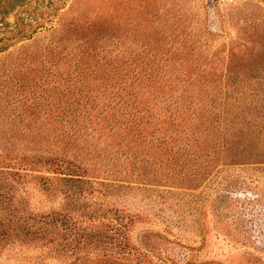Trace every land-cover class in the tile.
<instances>
[{"label":"rangeland","instance_id":"1","mask_svg":"<svg viewBox=\"0 0 264 264\" xmlns=\"http://www.w3.org/2000/svg\"><path fill=\"white\" fill-rule=\"evenodd\" d=\"M7 8L0 264H264V0ZM230 180L253 234L218 208Z\"/></svg>","mask_w":264,"mask_h":264},{"label":"trees","instance_id":"2","mask_svg":"<svg viewBox=\"0 0 264 264\" xmlns=\"http://www.w3.org/2000/svg\"><path fill=\"white\" fill-rule=\"evenodd\" d=\"M7 1L8 0L3 1V2L0 3V13L7 12L8 11L7 7H9V5H11V4L13 5V4L19 3V2H21L23 0H9V2H7ZM60 153L61 152H56V156L51 161V163L53 165V171L55 173H60V174L67 173L68 176H69V177L68 176L67 177L60 176L58 178V180L60 179V180H63L65 182H68V181H72L73 182V180H74V182H75V180H76L75 178L70 180L71 176L72 175H74L73 177H77L76 175H78V177H79V175L83 176L84 173L86 172L85 168L83 166H80V165L76 164L75 162H72V161L68 160V159L59 157ZM226 184L227 185L225 186V188L224 189L222 188V192H220V196H219V200H218V203H219L218 204V208H219V210H221V211L222 210H226L227 211L226 214H230V215L233 216L231 223H234V225H238L236 230H235L236 232H238L237 229L242 228L244 231H247L250 234H253V232L251 231V228H250L249 225H251L253 219L255 217H257L258 214L253 213L252 212V208L249 207V205L256 198L254 199L253 196H251V194L247 193V192L238 194V197H237V195H235L233 197V195H232L233 194V191H232L233 188H236V189L243 188V189H246V190H248V189L244 188V187H246L245 184H243L242 182H239L237 180H235V181L234 180L227 181ZM228 189H231V190H228ZM250 196L252 198H250ZM230 198L232 199V201L240 200V199L243 198L242 200H244V201H242L241 203H236V204L232 205L229 202V201H231ZM5 201H6V203H8V201L9 202L11 201L14 204L20 202L19 200H14L13 201V200L7 199L6 197H5ZM242 205H243V207L240 209V206H242ZM258 213H261V211L259 210ZM57 218H59V217H57V216L54 217V215L51 216V219L53 221L57 220ZM62 220H64L63 223H66L65 221H68V218H64L63 217Z\"/></svg>","mask_w":264,"mask_h":264}]
</instances>
